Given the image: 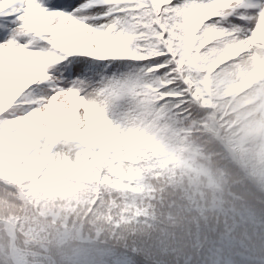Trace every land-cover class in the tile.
<instances>
[{
    "label": "snow or ice",
    "instance_id": "snow-or-ice-1",
    "mask_svg": "<svg viewBox=\"0 0 264 264\" xmlns=\"http://www.w3.org/2000/svg\"><path fill=\"white\" fill-rule=\"evenodd\" d=\"M197 137L264 155V0H0V264H152Z\"/></svg>",
    "mask_w": 264,
    "mask_h": 264
},
{
    "label": "trees",
    "instance_id": "trees-1",
    "mask_svg": "<svg viewBox=\"0 0 264 264\" xmlns=\"http://www.w3.org/2000/svg\"><path fill=\"white\" fill-rule=\"evenodd\" d=\"M197 142L201 153L193 159V166L207 170L215 184L209 186L207 176L195 173L186 183L199 208L208 210L207 225L195 205L178 201L173 210L176 223L167 225L175 239L152 264H264V155L258 142L239 140L229 153L211 141L197 137ZM217 221L225 242L208 255L190 233L217 226ZM241 224L249 228L247 233L241 232ZM171 251L175 253L170 255Z\"/></svg>",
    "mask_w": 264,
    "mask_h": 264
},
{
    "label": "rangeland",
    "instance_id": "rangeland-1",
    "mask_svg": "<svg viewBox=\"0 0 264 264\" xmlns=\"http://www.w3.org/2000/svg\"><path fill=\"white\" fill-rule=\"evenodd\" d=\"M175 252L174 251H171L170 252V255L171 254H174ZM161 256H164L163 255V253L161 252V251H158V252H156V253H154L153 254V257H152V261H155V260H157V259H159ZM181 258V257H180ZM184 258H182V260H183ZM223 261V260H222ZM223 264H227V262H223Z\"/></svg>",
    "mask_w": 264,
    "mask_h": 264
},
{
    "label": "clouds",
    "instance_id": "clouds-1",
    "mask_svg": "<svg viewBox=\"0 0 264 264\" xmlns=\"http://www.w3.org/2000/svg\"><path fill=\"white\" fill-rule=\"evenodd\" d=\"M239 228L242 233H247L249 231V228L243 224L239 225Z\"/></svg>",
    "mask_w": 264,
    "mask_h": 264
}]
</instances>
